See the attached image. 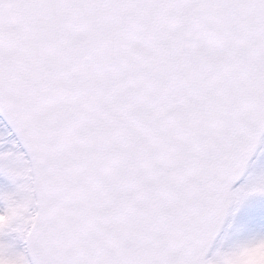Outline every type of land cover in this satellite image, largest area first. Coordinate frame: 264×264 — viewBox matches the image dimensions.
I'll return each instance as SVG.
<instances>
[{
    "label": "snow or ice",
    "instance_id": "1",
    "mask_svg": "<svg viewBox=\"0 0 264 264\" xmlns=\"http://www.w3.org/2000/svg\"><path fill=\"white\" fill-rule=\"evenodd\" d=\"M0 149L8 264H247L264 0H0Z\"/></svg>",
    "mask_w": 264,
    "mask_h": 264
},
{
    "label": "rangeland",
    "instance_id": "2",
    "mask_svg": "<svg viewBox=\"0 0 264 264\" xmlns=\"http://www.w3.org/2000/svg\"><path fill=\"white\" fill-rule=\"evenodd\" d=\"M6 150V149H0ZM15 189V184L13 181L3 172H0V192L13 191ZM245 204H247L245 206ZM245 207V210L252 215L253 213L264 214V197L263 196H253L247 201L241 204ZM4 207L3 201H0V209ZM7 240L11 241L12 237H6ZM18 247L23 248V242H20Z\"/></svg>",
    "mask_w": 264,
    "mask_h": 264
},
{
    "label": "clouds",
    "instance_id": "3",
    "mask_svg": "<svg viewBox=\"0 0 264 264\" xmlns=\"http://www.w3.org/2000/svg\"><path fill=\"white\" fill-rule=\"evenodd\" d=\"M247 264H264V246L253 248L245 257ZM9 257L0 256L2 264H8Z\"/></svg>",
    "mask_w": 264,
    "mask_h": 264
},
{
    "label": "trees",
    "instance_id": "4",
    "mask_svg": "<svg viewBox=\"0 0 264 264\" xmlns=\"http://www.w3.org/2000/svg\"><path fill=\"white\" fill-rule=\"evenodd\" d=\"M247 204H245L246 206ZM250 214L245 210V207L242 206L241 212H240V224L244 223Z\"/></svg>",
    "mask_w": 264,
    "mask_h": 264
},
{
    "label": "water",
    "instance_id": "5",
    "mask_svg": "<svg viewBox=\"0 0 264 264\" xmlns=\"http://www.w3.org/2000/svg\"><path fill=\"white\" fill-rule=\"evenodd\" d=\"M231 217V216H230ZM230 217H229V219H230Z\"/></svg>",
    "mask_w": 264,
    "mask_h": 264
}]
</instances>
